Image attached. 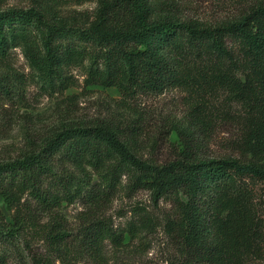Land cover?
<instances>
[{"label": "trees", "instance_id": "1", "mask_svg": "<svg viewBox=\"0 0 264 264\" xmlns=\"http://www.w3.org/2000/svg\"><path fill=\"white\" fill-rule=\"evenodd\" d=\"M53 1L31 10L0 9V64L8 70L0 96L14 92L7 84L16 74L15 49L53 92L75 86L70 70L85 68L89 85L116 88L129 105L180 89L195 100L196 115L213 95L224 94L241 109L244 159L199 160L186 146L181 159L153 164L123 136L130 130L132 139L140 137L141 117L130 128L113 122L63 126L30 141L18 159L0 163V197L14 212L8 223L0 210V264L20 254L29 231L49 252L33 264H103L107 242L121 246L156 226L146 211L119 231L103 217L125 183L131 192L147 191L155 202L172 204L165 227L177 257L169 264L264 260V1L214 27L176 18L168 0H97L96 12L83 21L61 17ZM206 124L193 115L173 131L194 145ZM76 202L86 213L74 236L60 213L65 203ZM41 217L51 222L43 227Z\"/></svg>", "mask_w": 264, "mask_h": 264}, {"label": "rangeland", "instance_id": "2", "mask_svg": "<svg viewBox=\"0 0 264 264\" xmlns=\"http://www.w3.org/2000/svg\"><path fill=\"white\" fill-rule=\"evenodd\" d=\"M42 1L0 0V9L31 10ZM168 1L174 5L176 18L214 27L236 20L251 6L264 0ZM55 2L60 16L69 21L91 18L98 8L97 0ZM11 56L12 72L16 74L8 79L7 85L14 92L0 96V163L18 159L27 151L30 141H39L63 126H97L113 122L119 127L130 128L139 117L142 120L139 124L140 137L132 139L133 131L130 130H126L123 136L134 142L136 154L153 164L164 165L181 159L186 146H191L192 154L199 160L244 159L239 147L241 109L230 105L224 94L213 95L196 115L195 100L180 89L142 96L129 105L116 88L89 85L85 68L70 70L75 86L64 93L53 92L43 88L21 49L13 50ZM7 71L0 64V80ZM193 115H200L207 124L191 145L188 138L180 137L173 129L189 121ZM125 184L106 206L103 217L119 231L134 222L139 213L146 211L151 214L156 226L135 240L128 237L121 246L107 242L103 249V264H169L177 257V247L168 237L165 227L172 215V204L155 202L147 191L131 192ZM262 206L264 208V200ZM0 210L7 222L13 223L14 212L8 209L3 197H0ZM85 211L81 202L65 203L61 209L63 224L74 236L84 226ZM40 222L45 227L51 221L41 217ZM31 233L29 231L21 238L19 255L7 256V264H33L34 257L48 256L47 244ZM92 263L91 259L71 262ZM54 264L61 262L56 260ZM249 264H264V260Z\"/></svg>", "mask_w": 264, "mask_h": 264}]
</instances>
